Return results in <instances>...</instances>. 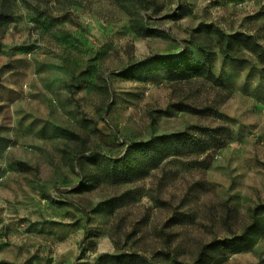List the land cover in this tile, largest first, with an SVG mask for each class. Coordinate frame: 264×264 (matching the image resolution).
<instances>
[{"label": "rangeland", "instance_id": "374dc122", "mask_svg": "<svg viewBox=\"0 0 264 264\" xmlns=\"http://www.w3.org/2000/svg\"><path fill=\"white\" fill-rule=\"evenodd\" d=\"M0 10L13 17L0 26V264L164 252L192 262L216 241L226 244L207 264H264V60L246 49L227 58L199 30L253 35L264 50V0H0ZM187 48L223 85L172 80L154 61ZM192 126L213 136L146 172L106 178L94 163Z\"/></svg>", "mask_w": 264, "mask_h": 264}, {"label": "trees", "instance_id": "16d2710c", "mask_svg": "<svg viewBox=\"0 0 264 264\" xmlns=\"http://www.w3.org/2000/svg\"><path fill=\"white\" fill-rule=\"evenodd\" d=\"M129 3L141 0H125ZM141 4V3H140ZM13 17L0 10V26L9 23ZM133 23L141 35L151 36L155 31L145 27V22L141 17H135ZM201 32L204 31L208 37L216 35L219 41L220 50L227 58H242L243 50L258 55L264 60V50L257 42L253 35L236 32L228 34L219 27L210 24L200 27ZM201 51L209 58L213 52L208 49L206 43L199 39L196 42ZM154 61L160 62L166 66L169 77L172 80H186L195 77L207 76L213 79L218 85H223L222 81L215 77L211 65L198 59L191 49H185L179 56H158ZM127 74L132 76V71L127 70ZM175 107L182 111L191 113H202L205 110H199L185 103H178ZM194 133L180 132L169 135L157 136L146 142L134 143L130 146L125 156L120 159H113L107 156L95 157L94 163H99V169L102 174L107 177L114 175H125L126 173H142L154 168L157 163L164 157L179 150L180 145L183 146H200L201 141L196 134L213 136L214 130L205 126H192ZM181 150V149H180ZM226 241H216L206 245L201 251L198 258L192 262H184L178 259L175 253H162V261H153L137 253H125L118 257L119 264H207V260L212 251L220 246L225 245Z\"/></svg>", "mask_w": 264, "mask_h": 264}]
</instances>
